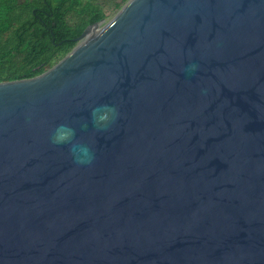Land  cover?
<instances>
[{
	"label": "water",
	"instance_id": "95a60500",
	"mask_svg": "<svg viewBox=\"0 0 264 264\" xmlns=\"http://www.w3.org/2000/svg\"><path fill=\"white\" fill-rule=\"evenodd\" d=\"M104 22L0 83V264H264V0Z\"/></svg>",
	"mask_w": 264,
	"mask_h": 264
},
{
	"label": "trees",
	"instance_id": "16d2710c",
	"mask_svg": "<svg viewBox=\"0 0 264 264\" xmlns=\"http://www.w3.org/2000/svg\"><path fill=\"white\" fill-rule=\"evenodd\" d=\"M129 0H0V83L43 74Z\"/></svg>",
	"mask_w": 264,
	"mask_h": 264
},
{
	"label": "clouds",
	"instance_id": "9594fccd",
	"mask_svg": "<svg viewBox=\"0 0 264 264\" xmlns=\"http://www.w3.org/2000/svg\"><path fill=\"white\" fill-rule=\"evenodd\" d=\"M64 127V126H61ZM68 136L66 134H59L53 137V142L55 143H62L65 142L67 140ZM79 162H86V161H79Z\"/></svg>",
	"mask_w": 264,
	"mask_h": 264
},
{
	"label": "rangeland",
	"instance_id": "374dc122",
	"mask_svg": "<svg viewBox=\"0 0 264 264\" xmlns=\"http://www.w3.org/2000/svg\"><path fill=\"white\" fill-rule=\"evenodd\" d=\"M101 1H104V0H101ZM119 11H113V10H111V11H108V18L107 19H105V22L104 23H106V22H108L109 20H111L117 13H118Z\"/></svg>",
	"mask_w": 264,
	"mask_h": 264
}]
</instances>
